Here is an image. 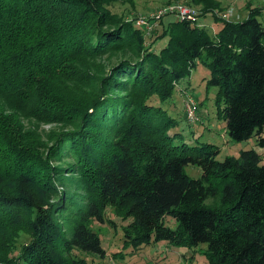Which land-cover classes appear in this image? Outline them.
<instances>
[{
  "label": "trees",
  "instance_id": "trees-1",
  "mask_svg": "<svg viewBox=\"0 0 264 264\" xmlns=\"http://www.w3.org/2000/svg\"><path fill=\"white\" fill-rule=\"evenodd\" d=\"M111 1L0 0V264H91L71 250L103 255L91 222L106 208L125 220L122 243L132 249L204 242L206 264H264L259 154L217 159V145L169 130L177 120L161 105L200 60L226 133L264 145L262 7L246 4L243 18L226 19L219 0H188L217 30L158 17L145 43L143 28L110 11ZM23 118L61 128L48 143ZM187 163L201 173H185ZM64 176L80 191L66 189ZM19 232L28 238L14 255Z\"/></svg>",
  "mask_w": 264,
  "mask_h": 264
},
{
  "label": "rangeland",
  "instance_id": "rangeland-1",
  "mask_svg": "<svg viewBox=\"0 0 264 264\" xmlns=\"http://www.w3.org/2000/svg\"><path fill=\"white\" fill-rule=\"evenodd\" d=\"M173 2L197 7L189 3L188 0H113L107 4V7L110 11L124 18L133 17L134 19L138 16L149 17L163 9L165 5ZM219 2L222 5L221 8H224L223 10L226 12V16L224 17L226 19L243 18L247 12L246 4H252L249 0H219ZM159 17H162L166 21L172 19L174 16L169 12H162ZM256 18L264 25V13L262 11L256 15ZM153 19L155 22L157 21V18ZM197 23L204 25L209 34H213L220 25L219 21H214L210 16L202 17L200 15L198 16ZM154 27L155 24L149 28L145 35V43L152 38L150 33L154 30ZM165 38V36L157 38L153 43L154 47L157 49L163 45ZM102 57L104 56H101L99 61L103 63ZM113 60L115 58L111 57V61ZM208 75L209 69L200 60H196L189 74L174 83L171 95L161 102V105L177 120L169 130L181 133L179 138L188 143L208 141L217 145L218 152L215 155L217 159L223 158L224 155L235 156L240 149L253 148L259 154L260 162L264 163V145H257L253 136L247 139L235 140L226 133L224 127L225 119L220 111L217 112L218 108L214 101L217 86L206 85L205 80ZM190 101L194 103L193 109L188 108ZM221 107L222 103H220L219 109ZM186 108L189 111H194V120L191 121L187 117L182 116L186 113ZM23 123L26 127H35L40 133V138L48 143L50 142V138L47 136L48 132L61 128L57 122H38L32 118H23ZM52 162L57 163V158ZM183 170L193 177H197L201 173L200 167L191 163L185 164ZM62 174L69 175L71 173L62 171ZM63 186L69 191L73 189L80 191L78 188H74V183L67 176H64ZM58 188L60 190L61 186L58 185ZM105 217L102 222L95 220L91 222V228L98 233L101 245L104 248L103 255L101 256L77 248H73L71 254L83 257L91 262V264H113V262L124 264H152L155 262L158 264H206L205 255L202 252L206 246L204 242L193 246H182L172 245L160 239L141 244L137 248L132 249L131 245H124L122 243L121 225L125 220L112 214L109 208H106ZM60 221L64 227L63 236L68 237L70 232L67 225H69L70 221L68 218H61ZM164 222L170 227L175 226V220L171 216H167ZM27 238V233L19 232L11 249L14 255L19 252L21 244ZM65 254L67 255V253Z\"/></svg>",
  "mask_w": 264,
  "mask_h": 264
},
{
  "label": "built area",
  "instance_id": "built-area-1",
  "mask_svg": "<svg viewBox=\"0 0 264 264\" xmlns=\"http://www.w3.org/2000/svg\"><path fill=\"white\" fill-rule=\"evenodd\" d=\"M162 12H169L177 20H187V21L197 23V19H198L200 10L198 7H193V6H190V5H187L184 3H180V2H173V3H169V4L165 5L163 7V9H161L157 13L150 15L149 17H146V16L135 17L134 18V24L137 25L138 27H142L144 30V33L147 34L149 28L155 24V20L153 18H158ZM262 12L264 13V4L262 6ZM218 15L221 17H225L226 12L225 11H218ZM188 108L193 109L194 103H192L190 101ZM185 114L189 120L192 121L195 119L194 111L193 112L189 111L186 108ZM113 264H124V263H114L113 262ZM152 264H157V263L155 262ZM168 264H177V263H168Z\"/></svg>",
  "mask_w": 264,
  "mask_h": 264
},
{
  "label": "crops",
  "instance_id": "crops-1",
  "mask_svg": "<svg viewBox=\"0 0 264 264\" xmlns=\"http://www.w3.org/2000/svg\"><path fill=\"white\" fill-rule=\"evenodd\" d=\"M250 1V3H252V4H250V5H253V3H254V5L255 4H258V5H261V6H263V4H264V0H249ZM228 2H230V1H228ZM228 5V4H227ZM230 6V5H229ZM224 9V8H223ZM221 10V11H224V10ZM157 263V262H156ZM158 264V263H157Z\"/></svg>",
  "mask_w": 264,
  "mask_h": 264
}]
</instances>
